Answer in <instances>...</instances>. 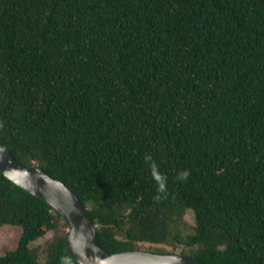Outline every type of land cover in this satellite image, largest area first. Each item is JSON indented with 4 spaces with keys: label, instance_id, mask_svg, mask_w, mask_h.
<instances>
[{
    "label": "trees",
    "instance_id": "1",
    "mask_svg": "<svg viewBox=\"0 0 264 264\" xmlns=\"http://www.w3.org/2000/svg\"><path fill=\"white\" fill-rule=\"evenodd\" d=\"M0 140L109 252L264 264V0H0ZM1 226L21 236L0 264H78L0 173Z\"/></svg>",
    "mask_w": 264,
    "mask_h": 264
},
{
    "label": "water",
    "instance_id": "2",
    "mask_svg": "<svg viewBox=\"0 0 264 264\" xmlns=\"http://www.w3.org/2000/svg\"><path fill=\"white\" fill-rule=\"evenodd\" d=\"M0 173L15 186L41 199L55 209L68 226L64 238L66 252L78 264H203L184 254H155L132 250L112 253L97 238L96 226L87 209L62 182L37 167L20 164L0 140Z\"/></svg>",
    "mask_w": 264,
    "mask_h": 264
},
{
    "label": "rangeland",
    "instance_id": "3",
    "mask_svg": "<svg viewBox=\"0 0 264 264\" xmlns=\"http://www.w3.org/2000/svg\"><path fill=\"white\" fill-rule=\"evenodd\" d=\"M184 220L186 221L189 227H193L195 225V218L191 211H188L184 215ZM21 236V229L19 227L14 226H1L0 227V255H3L7 252H11L16 250L19 239ZM54 236L53 232L47 233L45 236L40 238L39 240L32 243V247L42 246L46 241L51 240ZM138 250L147 251L153 253L154 251L164 250V251H172L171 247H167L164 245H152L148 243H138ZM179 249L176 250V254H179Z\"/></svg>",
    "mask_w": 264,
    "mask_h": 264
},
{
    "label": "clouds",
    "instance_id": "4",
    "mask_svg": "<svg viewBox=\"0 0 264 264\" xmlns=\"http://www.w3.org/2000/svg\"><path fill=\"white\" fill-rule=\"evenodd\" d=\"M157 179H160V177H157ZM160 188H161V190H163V188H164V185H163V182H161V184H160ZM64 221V220H63ZM67 232H68V229H67ZM67 234V233H66Z\"/></svg>",
    "mask_w": 264,
    "mask_h": 264
}]
</instances>
